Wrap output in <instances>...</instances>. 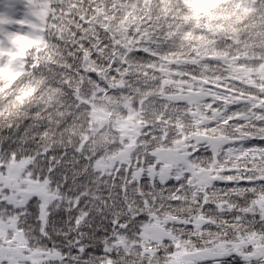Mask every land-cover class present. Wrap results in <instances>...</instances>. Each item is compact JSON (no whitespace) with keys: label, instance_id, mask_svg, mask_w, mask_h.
<instances>
[{"label":"snow or ice","instance_id":"6c2138e0","mask_svg":"<svg viewBox=\"0 0 264 264\" xmlns=\"http://www.w3.org/2000/svg\"><path fill=\"white\" fill-rule=\"evenodd\" d=\"M0 0V264H264V0Z\"/></svg>","mask_w":264,"mask_h":264},{"label":"trees","instance_id":"16d2710c","mask_svg":"<svg viewBox=\"0 0 264 264\" xmlns=\"http://www.w3.org/2000/svg\"><path fill=\"white\" fill-rule=\"evenodd\" d=\"M200 2L216 4L215 8H209L207 10V14H205L204 12H200L198 14L199 17L203 18L206 21V24H205L206 27H210L211 26V24H210L211 19H215L217 21L226 19V17L221 14L220 10H221L222 6H221L219 0H200Z\"/></svg>","mask_w":264,"mask_h":264},{"label":"clouds","instance_id":"9594fccd","mask_svg":"<svg viewBox=\"0 0 264 264\" xmlns=\"http://www.w3.org/2000/svg\"><path fill=\"white\" fill-rule=\"evenodd\" d=\"M192 7L194 9H196L198 14L200 12H204L205 14H207V10L209 8H215L216 4H214V3H203V2H200V0H194Z\"/></svg>","mask_w":264,"mask_h":264},{"label":"rangeland","instance_id":"374dc122","mask_svg":"<svg viewBox=\"0 0 264 264\" xmlns=\"http://www.w3.org/2000/svg\"><path fill=\"white\" fill-rule=\"evenodd\" d=\"M217 20H215V19H211V22H210V24L212 25L213 23H215Z\"/></svg>","mask_w":264,"mask_h":264}]
</instances>
